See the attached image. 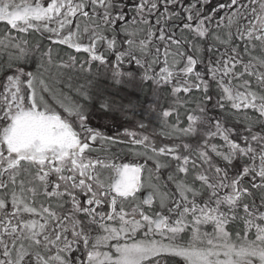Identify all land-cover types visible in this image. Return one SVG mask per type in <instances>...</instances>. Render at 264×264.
I'll use <instances>...</instances> for the list:
<instances>
[{
  "label": "snow or ice",
  "instance_id": "obj_1",
  "mask_svg": "<svg viewBox=\"0 0 264 264\" xmlns=\"http://www.w3.org/2000/svg\"><path fill=\"white\" fill-rule=\"evenodd\" d=\"M0 264H264V0H0Z\"/></svg>",
  "mask_w": 264,
  "mask_h": 264
},
{
  "label": "flooded vegetation",
  "instance_id": "obj_2",
  "mask_svg": "<svg viewBox=\"0 0 264 264\" xmlns=\"http://www.w3.org/2000/svg\"><path fill=\"white\" fill-rule=\"evenodd\" d=\"M147 91V90H146ZM95 123H102V121H100V120H97V121H95ZM125 123V126H127V123L126 122H124ZM113 131H115V129H113Z\"/></svg>",
  "mask_w": 264,
  "mask_h": 264
}]
</instances>
